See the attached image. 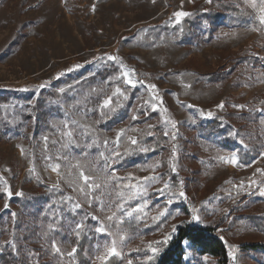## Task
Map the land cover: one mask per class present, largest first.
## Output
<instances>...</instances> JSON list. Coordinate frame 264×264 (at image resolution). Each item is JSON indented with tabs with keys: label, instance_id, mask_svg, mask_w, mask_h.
Wrapping results in <instances>:
<instances>
[{
	"label": "rangeland",
	"instance_id": "rangeland-1",
	"mask_svg": "<svg viewBox=\"0 0 264 264\" xmlns=\"http://www.w3.org/2000/svg\"><path fill=\"white\" fill-rule=\"evenodd\" d=\"M261 17L264 0H0V90L35 92L0 106V184L25 203L0 217L26 218L22 264H153L182 225L214 228L228 264H264ZM160 125L167 147L151 159ZM85 240L84 258L68 255Z\"/></svg>",
	"mask_w": 264,
	"mask_h": 264
},
{
	"label": "trees",
	"instance_id": "trees-1",
	"mask_svg": "<svg viewBox=\"0 0 264 264\" xmlns=\"http://www.w3.org/2000/svg\"><path fill=\"white\" fill-rule=\"evenodd\" d=\"M216 13V12H215ZM219 15L210 14L206 16V23H210L211 20L218 21ZM212 18V19H211ZM174 30H177L174 28ZM68 75V74H67ZM63 84V78L55 82L54 88L56 91L41 92L39 97L43 95H54L58 96L57 90ZM3 92L0 94V106L9 105L15 102H26L31 103L35 97V92L30 91V87H26V96H20L18 90H0ZM41 100H38L36 106H42ZM36 110L35 123L37 126L40 124L48 123V117L43 112ZM222 117L224 114L221 115ZM155 117V114L152 116ZM220 119H216L215 122H207L204 126H201V131L206 133V128L209 129L219 124ZM153 136H149L146 140L149 143L148 155L151 159L163 155L165 153L166 147L164 144L168 142V138L161 134V125L160 127L154 126ZM212 132L209 133L210 137ZM240 153L238 156H241L242 161H244L243 153L239 150H232ZM248 154L251 157L256 158L259 154L258 147L250 148ZM172 179H175L172 177ZM0 203H7L8 205L19 204L25 205V203L18 199H10L5 193L3 187L0 184ZM26 209V207H25ZM28 226V225H27ZM24 230H20L21 226L17 225L15 222L14 216L11 213H4V216L0 217V264H22L25 259V251L19 245V239L23 238L24 245L26 247V218L23 220ZM29 227V226H28ZM20 230V231H19ZM5 241V242H4ZM13 242L15 247H12L7 242ZM93 241V240H92ZM88 240L84 242H79L78 244L72 243V247L77 248V256L84 258L86 251L88 249ZM187 242V244L185 243ZM190 244V247L188 246ZM193 251L195 255L202 258H207L210 260L216 261V264H228V253L227 249L218 235L217 231L212 227H194L190 225H182L178 228L176 238L168 245L166 250L163 252L160 258L156 259L153 264H189L190 258L188 257V252ZM113 262V260H112ZM112 264V263H107Z\"/></svg>",
	"mask_w": 264,
	"mask_h": 264
},
{
	"label": "snow or ice",
	"instance_id": "snow-or-ice-1",
	"mask_svg": "<svg viewBox=\"0 0 264 264\" xmlns=\"http://www.w3.org/2000/svg\"><path fill=\"white\" fill-rule=\"evenodd\" d=\"M174 15H175L177 18H179V17H182V16H186V15H188V13H185V12H177V13H175ZM261 23L264 24V17H261ZM108 59H109V60H116L117 58H116V57H111V56H110V57H108ZM77 67H80V66L77 65ZM126 82H127L129 85H131L132 87H135V86H136V82L132 81L131 79H128ZM41 87H44V85H41ZM149 87H151V88H155V85H150ZM61 91H63V89H61ZM119 91H120V90L117 89V92H119ZM111 102H112V101H111V98H108V99H106V100L104 101L103 106L106 107V106H108L109 104H111ZM153 107L155 108V106H153ZM220 107H222V104L220 105ZM237 107H242V106H237ZM208 115L211 116L212 114H211V113H208ZM135 118H136V117H133V119H135ZM173 127H175V123H174V122H173ZM68 135H71V133H68ZM165 135H167V133H165ZM131 143H132V144H136V140H135V139H132V140H131ZM231 162H232L234 165H238V164H239V161L235 158V156H233ZM56 168L58 169V168H59V165H57ZM54 170H55V169H54ZM80 175H81V177H82L83 182H84L85 184H88L90 178H89L87 175H85L83 172H81ZM91 186H92V187H95L96 185H91ZM164 187L167 188L168 185L165 184ZM81 191H83V189H81ZM157 191H162V190H159V189H158ZM8 195H9V197H11L12 193L9 191ZM17 195H22V193H17ZM260 195L264 196V189L261 190ZM179 196H180V197H184V196H185L184 192L181 191V192L179 193ZM69 199H70V198H69ZM168 203L171 204V203H172V200L169 199V200H168ZM5 207H7V205H5ZM74 208H75V209H79V208H81V205L77 203V204L74 205ZM136 210H139V209H136ZM193 211H195V210H193ZM13 215H15V214H13ZM128 215H131V212H129ZM161 215H164V213L162 212ZM91 218H92V219H98V218L95 217V216H92ZM109 219H111V217H109ZM193 219L196 220V219H198V217H196V216L194 215V216H193ZM50 227H51V226H50ZM76 227H77V229L79 230V229H81V228L83 227V224H82V223H81V224H77ZM176 228H177V226H176V225H173V227H172V231H173V233H175ZM96 231H97L98 233H103V232H104V229H103V227L101 226V227H97V228H96ZM77 236H79V231H77ZM169 239H171V234H170L169 236H166V237H165V241H164V242H167ZM7 243H8L9 245H11L12 247H15V245H14L13 242L9 241V242H7ZM185 243L187 244V242H185ZM188 246L190 247V244H189ZM53 247L56 249L57 252L60 251L59 248H56L54 242H53ZM151 251H152L153 253H155V252L158 251V249H157V248H151ZM76 252H77V248H73L72 251H71L70 253H68V255H69V256H74V255L76 254ZM30 255H35V253H31ZM119 255H120V253L117 251V249H116V247H115V242H113V247H111V248L108 250V256H119ZM97 259H100V260H106V257H104V256H100V257H97ZM148 259H151V257H149ZM129 264H131V261H129Z\"/></svg>",
	"mask_w": 264,
	"mask_h": 264
}]
</instances>
